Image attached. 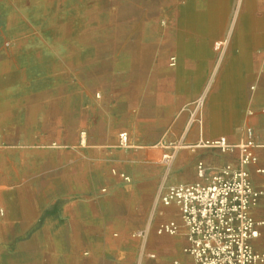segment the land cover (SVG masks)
I'll return each mask as SVG.
<instances>
[{"label": "crops", "instance_id": "0c3cea01", "mask_svg": "<svg viewBox=\"0 0 264 264\" xmlns=\"http://www.w3.org/2000/svg\"><path fill=\"white\" fill-rule=\"evenodd\" d=\"M53 1L0 0V264H155L142 254L174 243L153 232L162 190L194 182L197 161L236 163L202 144H240L248 129L259 147L245 169L260 193L249 214L264 223V0H192L223 13L197 23L186 0L168 34L158 18L146 20L155 33H131L153 1ZM236 58L233 100L217 116ZM143 229L146 240L131 237Z\"/></svg>", "mask_w": 264, "mask_h": 264}, {"label": "built area", "instance_id": "2783aa9c", "mask_svg": "<svg viewBox=\"0 0 264 264\" xmlns=\"http://www.w3.org/2000/svg\"><path fill=\"white\" fill-rule=\"evenodd\" d=\"M224 43L214 45L221 50ZM176 65V58H169V66ZM196 106H202L198 100ZM120 146L130 147L127 134L119 136ZM208 150L236 156V163L209 166L197 161L194 166L196 180L166 186L159 196L157 222L154 235L158 239L171 240L160 250L144 252L143 258L155 264H264V248L257 246L262 240L260 228L263 222H255L249 210L260 193L254 192L245 167L256 162L253 149L259 147L247 130V140L240 144H228L225 138L205 141ZM171 155H158L156 161L169 164ZM262 173V170H259ZM115 174V172H114ZM125 182L130 180L124 175ZM131 237L148 238L147 230H137ZM179 256L172 257V248Z\"/></svg>", "mask_w": 264, "mask_h": 264}, {"label": "rangeland", "instance_id": "374dc122", "mask_svg": "<svg viewBox=\"0 0 264 264\" xmlns=\"http://www.w3.org/2000/svg\"><path fill=\"white\" fill-rule=\"evenodd\" d=\"M150 2H154L153 5H149L148 6V10H140L136 11V13H134V15L130 18V24L133 26L131 33L132 34H146V33H151V31L146 32L147 30H151L153 29L154 33L156 31V27H153L151 29H149L146 26V20L149 18L150 20L152 18H158L159 23H164V26L166 28V34H168V20L175 18L178 14H180V9L184 8V3L186 2V0H149ZM140 2V1H139ZM64 0H54L53 4L55 5L56 8L59 9H64ZM152 4V3H150ZM162 5L164 6V10L159 12V17H154L153 13L157 14V11H151L152 6L154 5ZM181 5V6H180ZM181 7V8H180ZM103 8V7H102ZM103 12V11H102ZM184 12V10L181 12V14ZM171 33V31H170ZM40 46V45H39ZM38 46V47H39ZM41 47H45L44 45ZM46 48L50 49V50H61L63 48V43L60 42H54L51 44H47ZM46 48H41V49H46ZM169 57V56H168ZM49 77L46 76H37L38 79V84L40 83V81H47ZM202 100L201 98H197ZM39 125H43L41 123H38ZM152 236V235H151ZM153 238V237H152ZM258 247L260 249H262L264 247V243H262L261 245L258 244Z\"/></svg>", "mask_w": 264, "mask_h": 264}, {"label": "bare ground", "instance_id": "6f19581e", "mask_svg": "<svg viewBox=\"0 0 264 264\" xmlns=\"http://www.w3.org/2000/svg\"><path fill=\"white\" fill-rule=\"evenodd\" d=\"M223 13L220 9H212L207 12L199 13L196 12L193 8V1L191 0L189 3L188 10L185 15V21L186 22H193L197 23L200 20H216L219 21L222 19ZM180 49L182 51V54H191L190 49H187V46H184L183 44L180 46ZM240 63V59L236 58L229 62L225 66V70L227 71V80L226 83L223 87L221 95L218 97L213 98L214 99V106L215 110L217 112V116L219 112L223 109L226 108V106L231 105V101L233 100V80L235 77V72L238 69Z\"/></svg>", "mask_w": 264, "mask_h": 264}]
</instances>
